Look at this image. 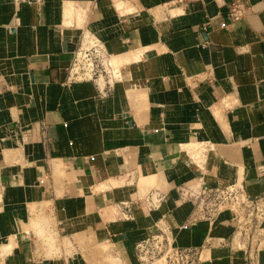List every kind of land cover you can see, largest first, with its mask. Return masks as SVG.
Segmentation results:
<instances>
[{"label":"crops","instance_id":"crops-1","mask_svg":"<svg viewBox=\"0 0 264 264\" xmlns=\"http://www.w3.org/2000/svg\"><path fill=\"white\" fill-rule=\"evenodd\" d=\"M230 1L0 0V264H93L85 242L137 264L134 244L160 221L179 247L212 238L204 264H247L215 244L230 239L227 212L181 227L200 185L264 195V0L237 22ZM85 34L129 61L68 80Z\"/></svg>","mask_w":264,"mask_h":264},{"label":"built area","instance_id":"built-area-1","mask_svg":"<svg viewBox=\"0 0 264 264\" xmlns=\"http://www.w3.org/2000/svg\"><path fill=\"white\" fill-rule=\"evenodd\" d=\"M252 9L250 0H231L228 4L227 19L237 22L247 16ZM108 60L102 45L89 34L82 37L68 68V80H101ZM103 92V88L99 89ZM145 205L158 209L164 195L152 190L144 196ZM192 209L181 227L206 222L211 226L227 212L232 225L229 240L217 239L215 244L227 246L232 251H241L247 264H257V255L264 250V195L250 197L241 184L222 187L198 186L193 191ZM131 202L115 205L121 220H131ZM214 243L207 238L201 247H179L174 243L171 228L160 221L157 231L138 240L134 244L137 264H204V252Z\"/></svg>","mask_w":264,"mask_h":264},{"label":"rangeland","instance_id":"rangeland-1","mask_svg":"<svg viewBox=\"0 0 264 264\" xmlns=\"http://www.w3.org/2000/svg\"><path fill=\"white\" fill-rule=\"evenodd\" d=\"M116 7L119 9L121 8V4L119 2L116 1ZM106 65V62H105ZM117 66V65H116ZM147 180H150V178L147 177ZM123 184H130L129 182H131V184L133 183L132 179H128V178H123L121 181ZM113 212L114 214L117 213L116 207H113ZM45 235V234H44ZM47 235V234H46ZM42 239L39 240V243L44 245H48V247L51 248H55V246L60 247V245L64 246V247H71L70 244V240H67L66 238L62 239L61 241L58 240V238L56 239L54 236L50 235V236H46L44 237L43 235L40 236ZM46 238V239H44ZM83 246V247H81ZM80 247L82 250H84L86 253L88 252V254H90V257L87 256L90 259V262H92L93 264H116L115 260H113L112 257H110L108 254L109 252V246L107 245V243H102L101 244H97L96 242H94V244H87L85 243H80ZM84 252V253H85Z\"/></svg>","mask_w":264,"mask_h":264},{"label":"bare ground","instance_id":"bare-ground-1","mask_svg":"<svg viewBox=\"0 0 264 264\" xmlns=\"http://www.w3.org/2000/svg\"><path fill=\"white\" fill-rule=\"evenodd\" d=\"M127 56L129 57V55L127 54ZM128 57L125 58V56H119V57H114V56H111L110 58H108L109 60L105 61L106 62V67L110 68V67H116V65H118L120 63V61H123L125 59H127ZM130 59V58H129ZM127 61H129L127 59ZM232 150V149H231ZM232 153V152H231Z\"/></svg>","mask_w":264,"mask_h":264}]
</instances>
